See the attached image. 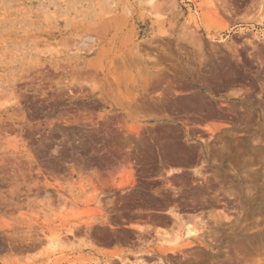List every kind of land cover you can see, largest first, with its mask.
Here are the masks:
<instances>
[{"label":"rangeland","instance_id":"374dc122","mask_svg":"<svg viewBox=\"0 0 264 264\" xmlns=\"http://www.w3.org/2000/svg\"><path fill=\"white\" fill-rule=\"evenodd\" d=\"M154 1L0 0V264H264V0Z\"/></svg>","mask_w":264,"mask_h":264},{"label":"bare ground","instance_id":"6f19581e","mask_svg":"<svg viewBox=\"0 0 264 264\" xmlns=\"http://www.w3.org/2000/svg\"><path fill=\"white\" fill-rule=\"evenodd\" d=\"M150 1L152 2L151 5L154 4V2H155L154 0H150ZM155 3H156V2H155ZM152 6H154V5H152ZM152 8H153V7H152ZM157 10H158V9H157ZM158 11H159V10H158ZM88 39H91V38L88 37ZM80 46H81V45H80ZM49 47H50V46H49ZM159 77H160V76H159ZM0 94H1V93H0ZM138 129H139V128H137V131H138ZM135 130H136V129H135ZM174 217H175V216H174ZM196 234H197V233H196V231H195L194 229H188V232H187V235H188V236H192V235H196ZM157 236H158V235H157ZM170 251H174V249L169 250V252H170ZM173 253H174V252H173ZM173 253H172V254H173ZM125 263H126V262H125Z\"/></svg>","mask_w":264,"mask_h":264}]
</instances>
